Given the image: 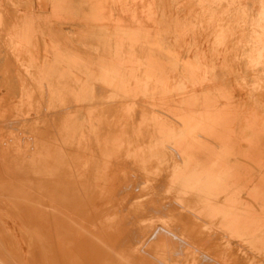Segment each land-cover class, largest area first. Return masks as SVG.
I'll return each mask as SVG.
<instances>
[{
  "label": "rangeland",
  "instance_id": "1",
  "mask_svg": "<svg viewBox=\"0 0 264 264\" xmlns=\"http://www.w3.org/2000/svg\"><path fill=\"white\" fill-rule=\"evenodd\" d=\"M131 4L132 8L127 15L128 22L135 23L138 21L133 8L136 3ZM15 5L17 4L0 0V11L9 12V7ZM18 6L23 8L22 5ZM210 12L212 13L202 16L208 21L201 22L202 24L195 26L193 31L176 32L178 43L176 42L177 46L174 48L161 46V49L157 44L158 49L170 53L180 62L185 75L176 81V85L172 84L170 79H165L162 66L151 63L138 64V68L128 66L121 79H89L84 82L43 79V74L38 79L31 77L36 75V72L22 73V63L0 62V137L5 136V139L10 141L0 144V155H9V162H16V159L11 160V156L18 153L13 142L19 139L23 147L33 146L43 154V158H53L57 164V168L49 167L48 159L47 167L43 168V171L48 172L55 170L52 176L41 175L25 165L23 168L14 167L4 172L5 180L0 179V239L7 242L10 239L15 240L22 252L19 259L18 255L7 247V254L0 255V264H13L14 261H3L4 258L12 256L17 261L14 264H50L46 256L56 255V243L61 239L58 233H62L60 226L72 217L74 221H68L67 226L69 229L74 227L71 230L73 235L77 233L75 237L80 232L78 228L90 226V239L80 238L79 252H85L83 247L91 248V245L95 244L92 238L98 233H114L119 229V225L127 220L128 228L125 224V234L129 235L130 242L126 244L122 240L121 245L120 242L116 243L113 248L115 253H119V264H131L129 261L132 260L129 258L142 253L151 260L144 264H175L174 261L176 264H184L186 257H199L200 253L190 247L183 256L173 254L172 248L183 249V243L177 241L170 233L169 236L168 229L165 228L169 219L176 221L173 229L169 228L172 232L187 236L190 235L189 231H194L196 235L190 243L210 254L217 253L216 234H208L200 228L202 222L196 219L191 205L182 199L193 200L201 208L216 209L213 204L219 203L221 197L229 201L234 196L230 201L238 200L242 206L243 201H250V183H264V0H214ZM173 13L178 11L173 9ZM178 14L182 17L184 15L183 12ZM14 19L13 14L0 15V23ZM44 24L46 25V21H43ZM54 25L56 29L69 35L71 41L76 44L79 42L77 33L86 30L82 21H65L60 24L56 22ZM205 27L209 29H203ZM11 32L9 27H0V60L16 58L11 46ZM137 37L135 30L127 31L129 42L137 43ZM86 43L95 46L91 42ZM85 47L80 46L83 49ZM89 48L88 51H91ZM142 73L149 78L145 80L141 76ZM22 74L28 77H18ZM172 77L177 79L178 73L173 72ZM151 78L154 83H151ZM95 83L104 87H96ZM163 91L166 93H162ZM89 92L92 93L88 95ZM26 94L28 100L23 98ZM246 143L248 152L237 154L235 146ZM243 155L251 158L250 161H246ZM113 161L121 164L115 165ZM17 162L20 163L21 160L17 159ZM159 169L163 171L159 172ZM184 169L191 170L192 175L182 180L183 176L175 173ZM106 170L115 173L109 174L111 178L106 174L102 181L100 178ZM64 171L72 172L75 178L63 173ZM119 171L120 174L116 173ZM145 179L154 181L140 187ZM45 180L52 181L49 183ZM42 183L43 186L37 191ZM105 184L112 188L107 185L109 189L106 188L105 194L99 195V198L98 195H93V187ZM67 185L71 186V194V191L80 187L81 190L77 188L73 193H81L83 196L76 197V194H72L78 200L75 201L71 194L68 198L69 193L66 192V197L56 199L62 193L65 194ZM22 186H29V190H23ZM21 189L30 194V197H18L23 193ZM59 190L63 192L60 193ZM57 193L59 194L55 195ZM118 193L123 195H117ZM6 194L8 197L11 195L9 199ZM45 194L54 197H46ZM116 195L120 196V200ZM123 196L125 200H121ZM71 199L80 204L76 203V207L74 202L71 203ZM66 200L71 208L67 209L68 212L65 210L62 215V210L58 208L64 203L67 205ZM89 202L92 203V209L91 214L86 217ZM102 202L103 204L97 207L98 203ZM27 203H44L47 206L32 207L26 206ZM53 203L55 207L50 205ZM7 206L9 210L5 209ZM105 206L112 209V212L102 210ZM134 207L137 213H134ZM37 208L46 211L44 210L43 214L37 213ZM70 209H74L73 215ZM6 211H9L11 217ZM240 211L244 212L243 209ZM205 216L209 219L207 214ZM94 227L98 233L94 231ZM98 227H102L103 232ZM66 231L68 230L65 229L66 235L69 234V231ZM137 234L140 236L138 239ZM211 236L213 238H209ZM133 238H136L135 241ZM27 241L32 242L33 246H29ZM169 241H175L172 242L174 245L171 246ZM206 241L210 242L211 246H196ZM2 246L1 243L0 254L5 250ZM72 247L67 249L73 250ZM249 252L244 249L241 256L234 258L235 261L239 264L245 263ZM66 257L67 264L81 262L80 256L76 254L67 253ZM132 264H138L137 259Z\"/></svg>",
  "mask_w": 264,
  "mask_h": 264
},
{
  "label": "crops",
  "instance_id": "2",
  "mask_svg": "<svg viewBox=\"0 0 264 264\" xmlns=\"http://www.w3.org/2000/svg\"><path fill=\"white\" fill-rule=\"evenodd\" d=\"M7 2L17 5L9 7V12L0 11V15L13 14L15 19L0 23V27L12 29L11 46L14 48L16 58L8 57L1 59L0 62L22 63L24 68L22 73L36 72L37 74L31 77L38 79L43 74V79L111 81L121 79L128 66L138 68V64L151 63L162 66L165 79H170L174 85L185 73L179 60L170 53L162 52L157 44L169 49L177 46L178 38L175 33L193 31L195 26L202 24L201 22L206 23L208 20L202 16L211 14L210 8L214 5V0H135V2L7 0ZM131 3H136L133 8L138 21L135 23L128 22L127 15L132 8ZM18 5H22L23 8H19ZM173 9L178 13L183 12V17L173 13ZM43 21H46V25H43ZM65 21H82L86 25V30L77 33L79 47L75 41H71L69 35L55 28L56 22L60 24ZM203 29L208 30L209 27ZM128 30L137 32V43L129 42ZM86 42H91L95 46ZM80 46H86V50ZM173 72L178 73L177 79L172 77ZM141 76L145 80L149 78L144 73ZM18 77L28 76L22 74ZM151 79V83H154V79ZM95 86L104 87L99 83H95ZM23 98L28 100L27 94L23 95ZM18 140H15L13 145L19 143V152L29 158L34 147H23ZM5 142L10 141L5 139V136L1 137L0 144ZM176 174L183 176L182 180H185L191 177L192 172L184 169L177 171ZM250 184L248 196L250 201H246L247 203L243 201L244 204L240 206L238 200L230 201L234 196L229 201L221 197L219 203L213 204L216 205L214 220L211 218L203 220L204 230L216 234L215 237L220 236L216 239V246L230 253L229 260L236 264L239 263L234 258L241 256L244 249L250 252L248 259L242 264H264V183L253 181ZM193 259L184 258V264L195 263L196 260Z\"/></svg>",
  "mask_w": 264,
  "mask_h": 264
},
{
  "label": "bare ground",
  "instance_id": "3",
  "mask_svg": "<svg viewBox=\"0 0 264 264\" xmlns=\"http://www.w3.org/2000/svg\"><path fill=\"white\" fill-rule=\"evenodd\" d=\"M150 33V32H149ZM158 47V46H157ZM160 48L162 49V47L160 46ZM0 139H1V137H0ZM243 140H245V139H243ZM19 141V140H18ZM18 145H19V143H15V145H13V146H15V148H16V151L18 152L16 155H12L11 156V160H13V159H16V162L14 161H11V162H9V155H0V172H1V174H0V179H3V180H5V178H4V175L6 176V173H4V172H8V170H10V169H14V167L16 168V167H21V168H23V167H25V165H27V166H30L32 169H33V171L34 172H37V173H40L41 175H44V176H52V175H54V171L53 170H51V172H48L47 170H44L43 171V168H46L47 167V165H48V159L50 160V164H49V167H54V168H57V164H56V161L53 159V158H43V154L38 150V149H36V148H33L32 149V151H31V153H30V157L29 158H27V157H24V156H22V154L19 152V147H18ZM24 149V148H23ZM235 151H236V153L237 154H240L241 152H248V150H249V147H248V145H247V143L246 144H240V145H236L235 146ZM5 154V153H4ZM243 157H244V159L246 160V161H250L249 159H251V158H249L248 156H245V155H243ZM17 159H19V160H21V162L19 163V162H17ZM114 162V164L115 165H119V164H121V163H119V162H117V163H115V161H113ZM19 163V164H18ZM125 165V164H124ZM124 165H122V166H124ZM53 168V169H54ZM116 169V168H115ZM138 169V168H137ZM123 170V169H122ZM160 171H163L162 169H159V172ZM63 173H65V174H67V175H69L70 177H72V178H75V175L74 174H72V172L70 173V172H63ZM91 173L93 174V169H91ZM111 173H115V172H110V171H105L104 172V174L102 175V177L100 178V180H104L105 179V175L106 174H111ZM116 173H118V174H120L121 173V171H119V172H116ZM31 174H32V172H31ZM31 176V175H30ZM43 176V177H44ZM68 176V177H69ZM110 176V175H109ZM32 177V176H31ZM110 178H111V176H110ZM44 181V180H43ZM52 181V180H51ZM50 181V182H51ZM55 182H56V179L54 180ZM57 181H59L58 179H57ZM62 181V180H61ZM61 181H59V182H61ZM68 181V180H67ZM72 181H74V180H72ZM78 181V180H77ZM154 181V179H151V180H142V182H141V185H140V187H142V186H145V185H148L149 183H152ZM33 182H34V180H33ZM32 182V183H33ZM42 182V181H41ZM45 182H49V180L47 181V180H45ZM49 182V183H50ZM54 182V183H55ZM85 182V181H84ZM35 183V182H34ZM36 183H38V180L36 179ZM36 183H35V185H36ZM53 183V182H52ZM53 183V184H54ZM64 183H66V182H64ZM31 184V183H30ZM29 184V185H30ZM40 184V183H39ZM67 184V183H66ZM24 185V184H23ZM79 185V184H78ZM77 185V186H78ZM107 185H109V184H107ZM106 184L105 185H99V186H95V187H93V191H94V193H93V195H98V198H99V195L101 196V195H103V193L105 194V189L107 188V189H109L111 186L109 185V188H108V186H107ZM43 186V183H42V185L41 186H39V188L37 189V191L40 189V187H42ZM61 185H59V187H60ZM62 186H64L63 184H62ZM68 186V185H67ZM70 186V185H69ZM68 186V189L71 187H69ZM76 186V187H77ZM85 186V185H84ZM86 186H88V184L86 185ZM86 186H85V188H86ZM115 186V185H114ZM3 187H5L4 185H3ZM29 187V186H28ZM28 187H21L23 190L25 189V188H27V191L29 190V188ZM82 187V186H81ZM34 188H36V186H34ZM58 188V187H57ZM56 188V189H57ZM64 188V187H63ZM63 188H62V190H63ZM74 188H75V185H74ZM78 189H80L81 190V188L80 187H77ZM76 188V190L74 189L73 191H71L72 192V194H76V195H74V196H76V197H81V196H83V195H80L81 193H80V191H78L80 194H77V192L76 193H73V192H75V191H77L78 189ZM84 188V189H85ZM92 188V187H91ZM89 189V190H91L92 191V189ZM112 188V187H111ZM115 189H116V192H117V188L116 187H114ZM21 189V191L23 192V190ZM51 189V188H50ZM60 189V188H59ZM66 189V188H65ZM67 189V190H68ZM83 189V188H82ZM83 189V190H84ZM115 189H113L114 191H115ZM64 191L65 192V194L64 193H62V195H59V196H57L56 197V199L58 198L59 200H60V198L59 197H61V198H64V197H66L67 195H66V192L67 193H69V196H67L68 198H70V189H69V192L68 191ZM86 190H88V189H86ZM112 190V191H113ZM33 191H36V190H34L33 189ZM60 191V190H59ZM111 191V193H114V192H112ZM120 190H119V188H118V192H119ZM61 192H63V191H60V193ZM37 193V192H36ZM83 193V192H82ZM92 193V192H91ZM97 193V194H96ZM122 193H125V192H122ZM59 193H57V194H55V195H58ZM71 194V195H72ZM84 194V193H83ZM119 194H121V193H118L117 195H119ZM44 195V194H43ZM66 195V196H65ZM78 195V196H77ZM86 195V194H85ZM91 195V194H90ZM116 195V196H117ZM121 195H123V194H121ZM6 196H7V198L9 199V197L11 196L10 194H9V197H8V194H6ZM13 196H16V195H13ZM45 196L46 197H50V198H52V197H54L53 195H46L45 194ZM73 196V195H72ZM74 196L72 197V198H74ZM87 196V195H86ZM125 196H126V194H125ZM128 196V195H127ZM18 197H21L22 199H27V198H29L30 197V194H27V192L26 193H21L20 195H18ZM44 197V196H43ZM46 197H44V198H46ZM75 197V198H76ZM85 197V196H84ZM84 197H82V199L84 198ZM92 197V195L91 196H89V198H91ZM118 197V196H117ZM120 197V196H119ZM118 197V198H119ZM132 197V196H131ZM153 197H155V196H153ZM37 198V197H36ZM74 198V200L76 201L77 200V198L75 199ZM129 198V197H128ZM67 199V198H66ZM79 199V198H78ZM114 199V198H113ZM117 199V198H116ZM175 199H180L179 197H175ZM2 200V199H1ZM63 200V199H62ZM65 200V199H64ZM74 200H70L71 201V203H73L74 202V204H76L75 203V201ZM87 200V199H86ZM119 200H120V198H119ZM121 200H125L124 199V196L122 197V199ZM144 200H146V199H144ZM149 200H151V199H149ZM182 200H186V204H188V205H191L190 206V208L194 211V213L196 214V219H199L202 223H200L201 225H200V228L202 229V230H204V228H203V226H204V222H203V220L204 219H207L206 218V214L208 215V218H211V219H213L214 220V215H215V211H216V209H214V208H211V207H203V208H201V207H199V205L195 202V201H193V200H189V199H182ZM20 201H22L21 199H20ZM67 201V200H66ZM68 201H69V199H68ZM68 201H67V203H68ZM78 201V200H77ZM116 201V200H115ZM140 201V200H139ZM152 201V200H151ZM155 201V200H154ZM153 201V202H154ZM59 202V201H58ZM64 202V201H63ZM137 202V201H136ZM62 203V202H61ZM61 203H59V204H61ZM79 203V202H78ZM77 203V204H78ZM85 203H87V202H85ZM106 203V202H105ZM140 203H142L143 204V202H140ZM139 203V204H140ZM146 203V202H145ZM4 204V203H3ZM19 204H21V203H19ZM65 204V203H64ZM64 204H61V206H59L58 204H56V205H58L59 207H61V208H58V209H61L62 210V215H63V213H65L64 211L65 210H67V209H69V208H71V205L68 203L67 205H64ZM77 204L75 205L76 207H77ZM80 204V203H79ZM91 204L92 203H90L89 202V204H88V208L86 209L87 211H86V214H85V216L86 217H88V215H90L91 213ZM100 204H103V202L102 203H98V206L97 207H99V205ZM106 204H108V201H107V203ZM1 205V204H0ZM5 205V204H4ZM21 205H24V204H21ZM39 205V206H38ZM47 206V204H41V203H39V204H26V206H34V207H42L43 208V206ZM48 205H49V203H48ZM51 206H53V207H55L54 206V203L53 204H50ZM68 205H70V207L68 206ZM73 205V204H72ZM97 205V204H96ZM115 205H116V202H115ZM118 205V204H117ZM116 205V206H117ZM127 205H129V203L127 204ZM134 205H136L135 203H134ZM148 205V204H147ZM66 208H65V207ZM75 206H73V207H75ZM79 206V205H78ZM85 206V205H84ZM94 206H95V204H94ZM93 206V207H94ZM112 206V205H111ZM114 206V205H113ZM144 206V205H143ZM178 206V205H177ZM64 207V208H63ZM68 207V208H67ZM72 207V208H73ZM75 207V208H76ZM101 207L103 208V205H101ZM115 207V206H114ZM148 207H150V206H148ZM174 207H175V204H174ZM0 208H2V206H0ZM45 208V207H44ZM74 208V209H75ZM109 208H111V207H109ZM135 208V207H134ZM138 208V207H137ZM146 208V207H145ZM5 209L6 210H9V208H8V206L7 207H5ZM37 209H39V208H37ZM74 209H72V211H71V209H70V211H71V214H72V212H73V210ZM136 209V208H135ZM150 209V208H149ZM152 209V208H151ZM160 209V208H159ZM177 209H179V208H177ZM40 210V209H39ZM37 211V213H42L43 214V211L45 210L46 211V209H42V210H40V211ZM83 210V209H82ZM102 210H108V211H110V212H112V209H107L106 208V206H105V208L104 209H102ZM128 210V209H127ZM132 210V209H131ZM203 210H205V211H203ZM75 211H76V209H75ZM129 212H130V210H128ZM143 211V210H142ZM151 211H153L154 212V210L152 209ZM150 211V212H151ZM165 211V210H164ZM7 212V214H8V216L9 217H11L10 215H9V211H6ZM67 212H68V210H67ZM81 212V211H80ZM167 212V211H166ZM185 212H187V211H185ZM51 213V212H50ZM57 213V212H56ZM77 213V212H76ZM85 213V212H84ZM134 213H137V209L135 210V212ZM133 213V214H134ZM143 213V212H142ZM156 213V212H155ZM157 213H159V212H157ZM59 214V213H58ZM132 214V215H133ZM151 214V213H150ZM153 214V213H152ZM163 214V213H162ZM161 214V215H162ZM55 215V214H54ZM60 215V214H59ZM73 215V214H72ZM72 215H71V217H72ZM135 215V214H134ZM147 215H149L148 213H147ZM154 215V214H153ZM160 215V214H159ZM186 215V214H185ZM184 215V216H185ZM57 216V215H56ZM65 216H66V214H65ZM65 216H64V218H65ZM70 215H68V217H69ZM142 216V215H141ZM145 216V215H144ZM156 216V215H155ZM183 216V217H184ZM194 216V215H193ZM47 217V216H46ZM61 217V216H60ZM70 217V218H71ZM134 217V216H133ZM136 217H137V215H136ZM148 217V216H147ZM167 217V216H166ZM57 218H59V217H57ZM73 218V217H72ZM72 218L70 219V220H72ZM139 218V217H138ZM143 218H145V217H143ZM160 218V217H159ZM61 219V218H60ZM137 219V218H136ZM141 220H142V218H140ZM183 220L185 219V218H182ZM188 219V218H187ZM63 220V219H62ZM70 220H68L69 222H71ZM131 220V219H130ZM133 220V219H132ZM161 220V219H160ZM181 220V219H180ZM208 220V219H207ZM60 221V220H59ZM58 221V222H59ZM68 221H65V222H63L64 224L62 225V226H60L61 227V230H62V233H58V235H60L59 237H61V239H60V241H58L57 243H56V246H57V251H56V255H55V257H53V256H50L49 254H47V256H46V259H47V261H48V263L50 262V264H67V257H66V255H67V253H73V254H76V255H78V256H80L79 257V259H81V262L84 264V262H86L85 264H119L118 262V260H119V258H120V256H119V253H115L114 251L115 250H113V248H115V246H116V243H119L120 242V245H121V241L123 240V241H125V243L127 244L128 242H130L128 239H129V235L128 236H126L127 234H125V224L127 223L126 221L127 220H124L123 221V224L122 225H119V229H117V231H115L114 233H107V232H103L102 230H101V228L100 227H98L100 230H101V232H103V234H99L98 232H97V229H95V227L93 228L94 229V231L95 232H97L98 234H97V236H94V238H92V240L94 239V242L93 243H95L94 245H91V248H89V249H86L87 247H83V248H85V252L82 250V252H79V247L81 246V243H80V238L81 237H85V238H87V239H90V226L88 225L86 228L84 227V228H82V225H81V228L82 229H80V228H78V231L80 230V232H79V234L77 235V237H75V235L77 234H75V235H73V233H72V230L74 229V227H72L71 229H69V227L67 226V222ZM72 221H74V220H72ZM150 221V220H149ZM184 221H186L187 222V220L185 219ZM61 223H62V221H60ZM137 222H138V220H137ZM162 222V221H161ZM186 222H184V223H186ZM194 222V221H193ZM193 222H192V224H193ZM99 223V222H98ZM110 223V222H109ZM166 223L167 224H165L166 226H165V228L166 229H168L167 231H168V234L170 233L171 235H172V237H174L175 239H177V241H179V242H181V243H183V246H182V248L183 249H181L180 247V249L177 247V249L175 250V247L174 248H172L173 250H171L172 252H173V254H175V255H180V254H182V256H183V253L185 254V253H187V248L188 247H190V248H194V249H196L197 251H198V253H200V256L198 257H196L197 258V260H196V262L198 263V264H200V262L202 263V264H208V263H217V264H236V262H231L230 260H228L229 258H228V255L230 254H228L227 253V251L226 250H224V248L223 249H221V247H219L218 249H216V251H217V253H215V255H213V253L212 254H210V252H207V251H204L203 249H201V248H197V247H195V245H194V243H190V242H193V237H195V235H196V233L194 232V231H189V233L188 234H190V235H187V236H184V235H181V236H183L184 238H182L180 235H178V234H176V232L174 233V232H172L169 228H172V226L176 223V221L174 220V219H169V220H167L166 221ZM191 223V222H190ZM190 223H188V224H190ZM57 224V223H56ZM100 224V223H99ZM129 224V223H128ZM131 225V224H130ZM185 225V224H184ZM195 225V224H194ZM80 226V225H79ZM79 226H77V227H79ZM99 226V225H98ZM101 226V225H100ZM128 225L126 224V227H127ZM191 226V225H190ZM50 227V226H49ZM59 227V228H60ZM105 227H107V226H105ZM133 227V226H132ZM189 227V226H188ZM58 228V227H57ZM97 228V227H96ZM128 228V227H127ZM191 228H193V227H191ZM65 229H67L68 231H69V234L67 233V235H66V233H65ZM98 229V230H99ZM173 229V228H172ZM181 229V228H180ZM50 230H51V228H50ZM108 230V229H107ZM188 230V229H187ZM68 231H66V232H68ZM82 231V232H81ZM139 231H141V230H139ZM176 231V230H175ZM180 231V230H179ZM205 231V230H204ZM75 232H76V230H75ZM74 232V233H75ZM93 232V231H92ZM95 232L93 233V235L95 234ZM129 232V230L126 232V233H128ZM136 232H138L137 231V229H136ZM149 232V231H148ZM187 232V231H186ZM65 233V234H64ZM155 233V232H154ZM207 233H208V231H207ZM54 234V233H53ZM62 234V235H61ZM130 234V233H129ZM136 234V233H135ZM138 234L140 235V233L138 232ZM136 235L137 236V239H138V236L139 235ZM167 234V235H168ZM169 234V236H171ZM208 234H210V233H208ZM4 236H5V234H4ZM56 236H57V234H56ZM131 236V235H130ZM135 236V237H136ZM168 236V238H171V237H169ZM73 239H72V238ZM140 237V236H139ZM157 237V236H156ZM218 237H220V236H218ZM217 237V238H218ZM8 238V237H7ZM69 239V240H65V239ZM149 238H151V237H149ZM154 238V237H153ZM209 238H213V236H211V237H209ZM216 238V239H217ZM59 239V238H58ZM63 239H64V241H63ZM134 240L133 241H135V239L136 238H133ZM185 239H187V240H185ZM141 240V239H140ZM152 240V239H151ZM154 240H156V239H154ZM153 240V241H154ZM171 240V239H170ZM172 240H174V239H172ZM55 241H56V239H55ZM122 241V242H123ZM136 241H138V240H136ZM0 242L2 243V245L4 246V248H5V250H2V252H1V256H2V254H7V252H6V248L7 247H10V249L11 250H13L14 251V253L16 254V255H18V258L20 259L21 257V254H22V252L20 251V249H19V247H18V244H17V242L15 241V240H13V239H10L8 242H7V240H5V241H3V240H1L0 239ZM170 243H172V242H175V241H169ZM168 242V243H169ZM179 242H177V245H178V243ZM1 243H0V245H1ZM74 243H76L75 245L77 246V250H75V245H73ZM87 243H88V241H87ZM125 243H124V245H125ZM137 243V242H136ZM135 243V244H136ZM139 243V242H138ZM145 243V242H144ZM167 243V244H168ZM169 243V244H170ZM180 243V244H181ZM27 244L29 245V246H33V243L32 242H30V241H27ZM134 244V245H135ZM146 244V243H145ZM172 245H174L173 243L171 244V246ZM176 245V244H175ZM199 246V245H203V246H211V243L210 242H203V243H201V244H196V246ZM2 246V247H3ZM71 246H73L74 247V249L73 250H69L70 249V247ZM87 246V245H86ZM118 246V245H117ZM123 246V245H122ZM121 246V247H122ZM170 246V245H169ZM181 246V245H180ZM72 247V248H73ZM99 247V249H97ZM124 247V246H123ZM142 247H143V244H142ZM67 248H69V249H67ZM71 248V249H72ZM102 248H106L105 250H100V249H102ZM107 248H110L109 250H107ZM116 248H118V247H116ZM119 248H120V246H119ZM43 251V250H42ZM135 251H137V250H135ZM144 252V251H143ZM181 252V253H180ZM10 253V252H9ZM11 254H12V252H11ZM129 254V253H128ZM143 254V253H142ZM140 254L139 256L137 255H135V256H133L132 258H129L130 260H132V261H129V263L131 262V264L133 263V261L135 260L136 261V259H137V261H138V264H144V263H147V262H151V260H148V258L147 257H145V255L143 254ZM43 255V254H42ZM112 255H114L115 256V260L113 259V257H112ZM149 255V254H148ZM231 255V254H230ZM131 257V256H130ZM152 259V258H151ZM154 259V258H153ZM195 259V258H194ZM2 260V259H1ZM148 260V261H147ZM3 261H8V262H13L14 261V263H15V259H13V256H12V258L11 257H9V258H4V260ZM115 261V262H114ZM118 261V262H117ZM155 261V260H154ZM205 261V263H203ZM17 262V261H16ZM81 262L79 263V264H81ZM175 262V264H176V261H174ZM13 263V264H14ZM125 263V262H124ZM152 263H153V260H152ZM158 263H159V261H158ZM2 264V263H1ZM4 264V263H3ZM77 264H78V261H77ZM150 264V263H149Z\"/></svg>",
  "mask_w": 264,
  "mask_h": 264
}]
</instances>
